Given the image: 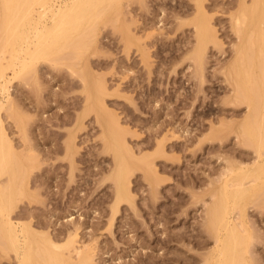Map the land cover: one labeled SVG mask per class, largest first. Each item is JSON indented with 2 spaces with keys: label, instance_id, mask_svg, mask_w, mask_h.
<instances>
[{
  "label": "rangeland",
  "instance_id": "374dc122",
  "mask_svg": "<svg viewBox=\"0 0 264 264\" xmlns=\"http://www.w3.org/2000/svg\"><path fill=\"white\" fill-rule=\"evenodd\" d=\"M196 1H114L116 6L110 3L94 27L97 36L86 34L85 47L53 52L12 80L13 105L1 117L17 151L29 161L20 165L27 164L22 170L19 164L13 167L15 174L27 171L18 179L23 182H16L15 192L23 193L13 195L18 206L11 216L37 232L32 233L39 242L32 244L36 259L44 248L50 254L56 250L49 252L46 241L36 236L49 231L63 243L78 227L76 246L93 247L95 264H182L191 254L206 255L214 247L215 239L205 231L209 208L229 167L252 164L255 153L242 142L238 126L249 106L232 100L235 84L229 71L238 56L235 24L243 0ZM245 1L246 6L253 2ZM200 5L206 14L199 12ZM209 22L218 42L203 48L198 24ZM127 34L138 38H130L134 43L141 39L137 46L127 42ZM79 41L74 42L84 44ZM71 136L76 145L72 160L63 149ZM128 150L136 158L149 156L150 167L132 163ZM115 155L131 159L124 158L125 170L133 165L125 171L133 198L116 213ZM244 203L250 225L259 231L249 256L252 264H264V194ZM198 231L209 236L208 244L193 242L191 233ZM1 240L0 264H18L16 253L2 249Z\"/></svg>",
  "mask_w": 264,
  "mask_h": 264
},
{
  "label": "bare ground",
  "instance_id": "6f19581e",
  "mask_svg": "<svg viewBox=\"0 0 264 264\" xmlns=\"http://www.w3.org/2000/svg\"><path fill=\"white\" fill-rule=\"evenodd\" d=\"M114 1L122 2V0H0V234L2 237H0V239L3 240H1V245L2 242L6 245L5 247L3 246L2 249L6 248L8 252H10L9 250H13L16 253L19 261L18 264H29L31 259L35 261L38 255L33 257L35 247L32 248V244L36 241L37 243L39 242L37 239H34L35 236L32 237L33 232L34 234H37L33 227H30L28 223L22 224L20 222H16L13 219L14 217L11 216L14 211V207L18 206H16L18 198L15 197L16 200H14L13 196L16 195L17 192H15L17 188L16 184L19 186L16 182L18 179L21 180V178L23 180L24 178L21 174L24 172L26 174L27 171L24 169L21 174H18L27 164L22 165L24 166L23 168L22 166L20 167V165L25 163L24 160L29 161V158L26 154L27 157L23 160V155L25 154L21 156L22 152L19 153V151H17L16 145L14 144L12 137L7 132L1 117V111L4 109H10L13 105L12 95L10 93V84L12 83V80L16 78L15 76L18 75L17 78H19L21 76L20 73H28L32 70L40 58L42 59L47 56L50 57V55L55 54H52L53 52H56V54L61 53L62 50L64 51V49L67 50L68 48L72 49V47L76 49L78 44L83 46L86 44L85 42L89 43V37L87 38V41H85L86 34H90L91 37L97 36L96 34H98V29L94 27L102 21L99 20L103 18L106 11L109 10H106L107 8H110L112 5L115 7V4L119 3H114ZM197 1L199 4L202 2L201 0ZM197 1L196 3H198ZM243 2L242 4H244V7L242 9V13H240L242 20L240 19L239 22L235 24V28L237 26L236 32H239L240 38V44H238L239 46L237 50L238 56L235 57L236 60H234L232 66L229 67L231 68L229 70L231 75H229L230 77L232 76L234 80H232L234 82L233 84H235V86L233 85L235 87V94L232 96V100L234 103H247L249 106V112L246 118L238 127L242 130L241 133H243V135L240 134L242 139L244 136L242 141L243 144L254 149L255 161L252 164L250 163V165L240 163L242 165L237 164V166L234 167L229 164L232 168L229 167L230 171H227L226 176L224 174L223 178L225 177V179L222 181V186H220L221 189L219 188L221 191L219 192L218 190V198L216 196V200L214 201V204L212 203L213 205L211 204L212 206L209 208L207 214L208 222H206L207 226L205 231L209 233L210 237L215 239V245L208 253H206V255H202V253H199L200 255L197 253V255L191 254L192 257L190 259H186V257L185 262H181L182 264L253 263V260H251L253 259L252 254L249 256L251 251L253 253V249L251 251L249 249H251L250 245L252 241L256 240L254 238L258 237L257 233L259 234V231L256 233L257 229L255 230V226L253 225V228V226L250 225L252 223L250 222L251 220L249 221V217H247L249 216L247 215L248 209L246 210V204H243V201L247 198L264 194V0H253L251 6H246L245 0H243ZM110 3L112 5L108 7ZM202 7L203 6L201 5L198 7L201 9L199 12L204 13L205 10L203 11L204 7ZM236 16L235 19H237ZM118 17L119 15L116 18ZM199 17H201V15ZM205 20L207 19H204L203 21ZM202 22L200 21V24ZM210 22L207 24L205 23L201 28L198 24V34L201 37L200 42L204 44V46H202L203 48L205 47V43H208L209 41H215V43L218 42V39H216L217 31L212 25H210ZM129 33L131 32L129 31ZM79 35H83V39L80 38V41L79 38H75ZM131 35H128L129 39H126L128 40V43L129 40H131L130 43L132 44L133 39L136 41L135 39L138 38H136L134 34L133 36ZM132 37L133 39H130ZM76 39L79 42H84V44H76V42H74ZM140 40L141 39L137 40L136 43L140 42ZM136 43L133 42L134 45H136ZM131 44L130 46H132ZM126 46L127 45H125V47ZM81 48L78 49L80 50ZM60 49L61 52L59 51ZM128 49H130V47ZM199 50H201V48ZM80 53L81 52H79V54ZM6 54H9V58H7ZM11 69V72L13 73L8 74V70ZM229 71H227V74ZM25 75L27 74H23L24 77ZM230 77L228 78L231 79ZM113 118L111 120L114 121ZM218 132L219 131H217V133ZM217 133L215 134V138L216 135H218ZM219 133L221 134L220 137H222L223 134L221 131ZM74 136L73 138L71 136L72 139H69V141L66 142L65 147H63V149H66V152L69 154L70 159L73 155H75L74 147L76 145ZM119 152L120 151H117L116 154H119ZM130 153L132 154V152ZM134 156L136 155L132 154L129 156L132 159V163L134 159V163L138 161L140 164H144L146 168L147 166L150 167L151 163H148L150 162L148 161L149 156H141L140 158H136ZM122 158L124 159L126 156H123ZM122 158L120 155H115V160L117 159L118 161H116L117 163L115 165L117 170L115 169L116 171L114 172H116L115 178L116 180L118 178V182L116 181L115 205L112 206L114 212L120 209V204L125 206L124 201H126L127 204L129 200H132L133 198H129L130 195H132V193L130 194L131 188L128 186L130 185V182H126L129 179H127V174L130 171V167L133 165L130 166L132 163L129 164V171L125 170L126 161L128 160L127 163H129L131 159L126 158L127 160L124 159L123 162L121 161L123 160ZM33 161L34 160H32V162ZM151 161L152 163H155L153 162L154 160L152 159V156ZM17 164H19V169H21L18 170L17 173L19 178H17V174L14 173L16 169H13L15 165L16 168L18 167ZM136 166L134 167L138 168ZM141 168L143 169L144 167L142 166ZM29 169L32 168L29 167ZM32 171L30 170V172ZM125 171H127V174ZM3 177H5L6 180L3 179ZM20 180H18L19 183H22L23 181ZM18 192L16 195L17 197L19 195ZM22 193L19 196H21ZM231 205L233 210L237 207V211H235V213L239 211L236 213L237 215H233L234 211H232ZM31 228H33L32 231ZM77 230L75 229V233L71 234L63 243L55 241L52 235L48 233L49 231L45 232L44 237L42 235L36 236L43 239V241H41L39 238L44 244L46 241L45 245L49 246V249L47 248L49 252L51 251V248L56 249L54 250V254L52 252L50 254L47 250L45 251V246L43 245L44 247H42V243H40L41 245H39L38 248H40V250L44 248V251L47 253L44 254V251H40L38 248H36L35 251L37 250L36 252L38 253L39 250L43 254H41L42 257L46 255L43 257V259H45V263H43V260L41 259L42 257L39 253L40 259L37 258L38 260L36 259V262L39 261V264H95V249L93 247H83L82 249L76 246L77 236L79 233ZM199 231L196 234L191 233V237L194 238L193 242L196 240V242L200 243L201 246L208 244L209 236L206 235V238V236ZM184 236L182 238H187V235L185 237ZM171 237L173 238L172 235L170 238ZM187 239L190 240L191 238ZM165 240L167 241L169 239L166 238ZM37 243H35V246L38 245ZM95 244L97 243L95 242ZM6 251H4L5 254ZM72 252L77 254L76 258H74L76 254L74 255ZM36 262L32 263L36 264Z\"/></svg>",
  "mask_w": 264,
  "mask_h": 264
}]
</instances>
